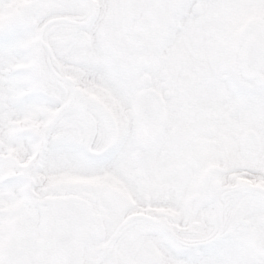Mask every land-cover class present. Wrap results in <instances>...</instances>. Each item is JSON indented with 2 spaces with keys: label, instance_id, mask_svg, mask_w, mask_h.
Returning <instances> with one entry per match:
<instances>
[{
  "label": "snow or ice",
  "instance_id": "6c2138e0",
  "mask_svg": "<svg viewBox=\"0 0 264 264\" xmlns=\"http://www.w3.org/2000/svg\"><path fill=\"white\" fill-rule=\"evenodd\" d=\"M0 264H264V0H0Z\"/></svg>",
  "mask_w": 264,
  "mask_h": 264
}]
</instances>
